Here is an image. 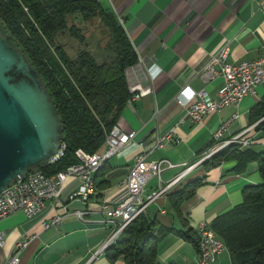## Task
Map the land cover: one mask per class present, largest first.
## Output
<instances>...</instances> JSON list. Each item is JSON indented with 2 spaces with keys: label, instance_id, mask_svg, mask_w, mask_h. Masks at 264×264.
<instances>
[{
  "label": "crops",
  "instance_id": "0c3cea01",
  "mask_svg": "<svg viewBox=\"0 0 264 264\" xmlns=\"http://www.w3.org/2000/svg\"><path fill=\"white\" fill-rule=\"evenodd\" d=\"M98 2L115 15L136 55V62L125 69L124 76L128 90L138 97L132 99L130 95L116 122L121 130L133 131V138L106 160L108 169L103 175L106 185L98 188L97 195L85 203L67 197L78 185L76 178L67 176L56 200H45L43 207L33 215L26 217L17 211L2 218L0 230L5 232V237L0 246V262L6 259L20 237L33 234L18 253L19 264H125L120 257L109 261L103 251L96 252L107 233L101 203L115 204L124 198L123 181L137 154L151 161L166 158L174 163L171 168H163L158 177L148 180L142 197L183 172L176 183L154 197L144 210L155 217L159 225L190 226L196 230V225L205 221L209 227L217 214L241 201V188L245 184L260 181L255 161L248 162L239 173L231 170V160L206 171L201 163L189 169L187 166L195 161L213 131L233 111L238 117L223 131V138L252 125L247 124L248 110L264 92V84L256 86L254 93L243 96L236 105L203 114L197 123L187 119L185 107L177 104L174 96L188 85L193 92L203 90L208 97L216 98L222 78L203 77L199 71L208 56L225 44L229 48L226 59L229 63L264 55V0ZM150 65L159 69L154 79H150L146 70ZM171 128L172 140L157 145L155 135L161 137ZM257 136L251 127L243 138L257 147L262 142ZM201 175H205L203 184L182 202L177 216L169 206L166 193ZM75 209H84L81 218L73 212ZM55 214L60 216L58 224L43 227L42 223ZM196 256L197 249L191 242L171 232L155 245V260L161 264H193ZM207 264L232 263L228 251L223 249Z\"/></svg>",
  "mask_w": 264,
  "mask_h": 264
},
{
  "label": "trees",
  "instance_id": "16d2710c",
  "mask_svg": "<svg viewBox=\"0 0 264 264\" xmlns=\"http://www.w3.org/2000/svg\"><path fill=\"white\" fill-rule=\"evenodd\" d=\"M89 21H96L104 31L105 40L102 45L97 43L96 53L86 46L83 28ZM0 35L23 53L36 71L60 122L61 155L51 162L45 158L27 171L39 169L52 175L77 162V150L100 151L106 133L132 94L124 71L136 62L131 44L109 8L98 0H0ZM65 35L81 44L73 55L61 42ZM247 124H253L257 138H262L257 147L250 142L245 146L229 143L201 164L206 171L231 160V170L239 173L248 162H256L260 181L245 184L241 201L217 214L209 227L223 241L232 264H264V92L248 110ZM212 142L205 143L196 158ZM105 162L95 172L96 189L106 185ZM204 179L205 175L193 177L166 193L177 216L182 202ZM182 225H186L184 221ZM169 232L197 246L192 227L159 225L155 217L143 211L102 251L109 261L120 257L125 264H161L155 260V245Z\"/></svg>",
  "mask_w": 264,
  "mask_h": 264
},
{
  "label": "built area",
  "instance_id": "2783aa9c",
  "mask_svg": "<svg viewBox=\"0 0 264 264\" xmlns=\"http://www.w3.org/2000/svg\"><path fill=\"white\" fill-rule=\"evenodd\" d=\"M228 53L229 48L227 45L221 46L208 56L199 71L203 77L213 78L220 76L222 78L223 84L218 89L216 98L208 97L203 90L193 92L188 85L181 87L175 94V102L185 107V115L190 122H200L203 114L217 111L226 105H236L243 96L254 93L256 86L264 84V55L256 59L229 63L226 61ZM146 70L150 79H154L159 73V69L153 65H150ZM136 97H138V94L133 93L131 98ZM237 117V112L233 111L227 119L218 125L211 134L212 144L194 162L188 165L187 169L201 163L212 153L229 143H238L241 146H245L248 143V140L245 137L243 138V135L253 124L228 138L222 137L223 131ZM133 134V131H123L117 124H114L106 133L100 151L88 153L77 150L75 152L77 162L52 175H46L41 170L34 169L27 171L23 176L11 179L0 191V220L17 211L29 217L43 207L45 200H56L59 187L67 176H72L78 180L76 189L67 196L69 199L78 198L82 203H85L88 198L96 196L97 189L94 181L96 170L102 162L130 143ZM172 138L173 128L161 137L155 135L157 145H161L162 141H170ZM62 148V143H59L56 153L46 157L47 162L57 159L61 155ZM173 166L174 163L166 158L151 161L147 160L143 154L134 156L123 181V186L126 189L124 198L115 204H110L106 201L101 203L107 233L96 252H100L114 243L123 228L140 212H143L154 197L164 193L178 181L183 172L174 176L163 187L158 188L157 191L142 197V191L148 180L152 177H158L163 168H171ZM73 212L78 218H81L83 213H85L84 209H75ZM59 221L60 216L55 214L51 216L48 222L42 223V226L57 225ZM196 234L197 256L193 264H207L214 259L217 253L225 249L223 241L206 223L199 222L197 224ZM4 237L5 232L0 230V246ZM32 237L33 234H26L20 237L14 243L10 254L0 264H19L18 253Z\"/></svg>",
  "mask_w": 264,
  "mask_h": 264
},
{
  "label": "water",
  "instance_id": "95a60500",
  "mask_svg": "<svg viewBox=\"0 0 264 264\" xmlns=\"http://www.w3.org/2000/svg\"><path fill=\"white\" fill-rule=\"evenodd\" d=\"M59 128L38 74L0 35V191L56 153Z\"/></svg>",
  "mask_w": 264,
  "mask_h": 264
},
{
  "label": "rangeland",
  "instance_id": "374dc122",
  "mask_svg": "<svg viewBox=\"0 0 264 264\" xmlns=\"http://www.w3.org/2000/svg\"><path fill=\"white\" fill-rule=\"evenodd\" d=\"M84 34L87 37V44L86 46L94 53H96L97 48L95 46L103 44V41L105 40L104 37V31L97 27L96 21H89L86 22L83 28ZM61 42L63 43L66 51L73 55L74 52L80 48L81 44L77 43L75 40H73L70 36L65 35L61 37ZM169 173V172H168ZM164 176V175H163ZM202 222V221H201ZM205 222V221H204ZM206 223V222H205ZM197 226V225H196Z\"/></svg>",
  "mask_w": 264,
  "mask_h": 264
}]
</instances>
